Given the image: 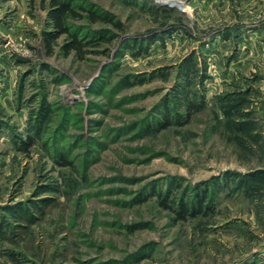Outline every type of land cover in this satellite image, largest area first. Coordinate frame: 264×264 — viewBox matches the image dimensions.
Listing matches in <instances>:
<instances>
[{
  "label": "rangeland",
  "instance_id": "1",
  "mask_svg": "<svg viewBox=\"0 0 264 264\" xmlns=\"http://www.w3.org/2000/svg\"><path fill=\"white\" fill-rule=\"evenodd\" d=\"M67 1L0 0V264H264V0Z\"/></svg>",
  "mask_w": 264,
  "mask_h": 264
},
{
  "label": "trees",
  "instance_id": "2",
  "mask_svg": "<svg viewBox=\"0 0 264 264\" xmlns=\"http://www.w3.org/2000/svg\"><path fill=\"white\" fill-rule=\"evenodd\" d=\"M51 9L49 12V17L51 18V24L53 29L45 32L44 35V42L45 47L47 48V51L51 53L54 51L55 45L57 44L58 39L62 35H67L69 40H67L63 47L66 49V52L69 53L72 50H76L80 53V55H84L82 53V47L85 46V42L87 40H83L80 34L77 32H74L72 30V26L70 24V18L77 17L79 14L76 9V5L73 4L71 1L67 0H51ZM91 16L97 20L101 18V16L97 12L91 11ZM98 33L99 31L95 30L92 31V33ZM103 37V36H101ZM90 39V38H88ZM169 123L167 121L165 124H162L166 126ZM36 137L30 136V138L23 142V146L21 149L28 150L32 145L35 144ZM60 156L62 161L65 165L69 163L70 160H68V154L65 152L60 151ZM208 191V189H207ZM207 191L202 193L200 197H198V201L192 204H188L180 200V208L178 209L179 218L180 219H186L189 215H197L202 211V205L205 200L206 195L208 194ZM211 193L209 197H211Z\"/></svg>",
  "mask_w": 264,
  "mask_h": 264
},
{
  "label": "bare ground",
  "instance_id": "3",
  "mask_svg": "<svg viewBox=\"0 0 264 264\" xmlns=\"http://www.w3.org/2000/svg\"><path fill=\"white\" fill-rule=\"evenodd\" d=\"M165 2H170V3L172 2L173 4H176V5L179 4V3H178L177 1H175V0H165Z\"/></svg>",
  "mask_w": 264,
  "mask_h": 264
},
{
  "label": "crops",
  "instance_id": "4",
  "mask_svg": "<svg viewBox=\"0 0 264 264\" xmlns=\"http://www.w3.org/2000/svg\"><path fill=\"white\" fill-rule=\"evenodd\" d=\"M263 119H264V114H263Z\"/></svg>",
  "mask_w": 264,
  "mask_h": 264
},
{
  "label": "built area",
  "instance_id": "5",
  "mask_svg": "<svg viewBox=\"0 0 264 264\" xmlns=\"http://www.w3.org/2000/svg\"><path fill=\"white\" fill-rule=\"evenodd\" d=\"M165 2V1H164ZM166 3H169V2H166Z\"/></svg>",
  "mask_w": 264,
  "mask_h": 264
}]
</instances>
